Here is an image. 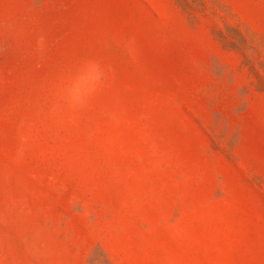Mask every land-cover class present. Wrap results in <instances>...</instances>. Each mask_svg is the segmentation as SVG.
I'll return each mask as SVG.
<instances>
[{
	"label": "rangeland",
	"instance_id": "374dc122",
	"mask_svg": "<svg viewBox=\"0 0 264 264\" xmlns=\"http://www.w3.org/2000/svg\"><path fill=\"white\" fill-rule=\"evenodd\" d=\"M0 264H264V0H0Z\"/></svg>",
	"mask_w": 264,
	"mask_h": 264
}]
</instances>
